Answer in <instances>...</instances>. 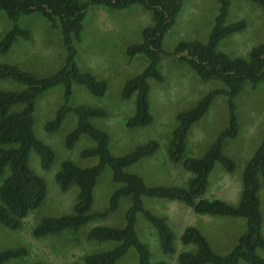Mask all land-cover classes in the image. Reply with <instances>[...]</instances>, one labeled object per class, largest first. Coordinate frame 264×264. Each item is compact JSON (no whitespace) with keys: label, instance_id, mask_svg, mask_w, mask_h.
<instances>
[{"label":"trees","instance_id":"16d2710c","mask_svg":"<svg viewBox=\"0 0 264 264\" xmlns=\"http://www.w3.org/2000/svg\"><path fill=\"white\" fill-rule=\"evenodd\" d=\"M259 6L264 12V0H247ZM219 12L206 43L197 41L179 42L172 55L182 65L191 69L200 81H215L220 87L209 91L193 107L177 113V126L167 147V157L174 164H181L193 177L186 187L147 186L143 178L129 170L142 159L153 156L159 148L156 140L140 145L131 152L114 156L109 149V135L95 126L91 120L106 118L107 112L101 108L86 105L69 106L72 86H84L95 97H104L107 82L93 74L81 72L75 65L77 55L75 43L80 42L83 21L90 5L103 6L112 10H125L141 6L150 12L152 23L141 31L142 41L127 47L126 55L133 58L142 55L148 61L143 71L128 79L121 90V99L135 96L134 114L127 120L128 129L149 126L154 118L150 112L149 79L163 82L164 77L158 65L165 34L176 21L182 10L183 0H0V11L12 22V27L0 40V53L9 51L18 39L30 40L28 31L17 25L19 18L41 15L49 24L59 29L61 41L66 51L65 64L55 74L39 77L15 65H0V79L15 81L24 88L17 91H0V177L5 169L9 173L0 184V224L10 230H21L23 220L31 212L43 205L47 186L29 166V155L33 151L40 159L43 170H49L54 162V151L39 140L34 133V110L38 97L57 86L64 87V101L53 119L44 128L47 133L57 132L69 113L77 116L73 130L66 136L65 146L72 149L77 141L86 136L94 146L83 150L82 158H97L90 167H81L70 160L61 163L55 174V183L61 191L71 186L77 187L73 213L59 217L43 218L33 229L36 238L59 234L63 231L77 233L85 224L96 218H105L116 212L121 200L129 199L122 227L95 226L86 233L89 242H115L112 249L84 256L72 264H116L130 248L137 253V264H167L165 260L151 261L147 244L141 242L135 231L137 216L143 215L156 231L161 253L172 256L176 253L175 235L166 217L158 216L144 207V198L179 201L198 215L242 218L244 231L236 244L226 255L215 253L201 231L192 226L185 227L179 237L184 247L192 251H181L176 256L177 264H264L259 251H264L262 236L263 216L258 192L264 186V138L260 146L246 163L242 173V192L237 205L219 199H202L208 177L216 163L228 173L234 172V160L223 153L224 143L233 140L238 134L235 98L249 83L257 87L264 80V43L251 49L248 59L231 58L218 50L219 43L228 35L242 32L245 20L226 24L230 0H217ZM227 100L228 126L218 135L216 141L200 158L184 157L187 138L192 125L207 113L217 96ZM111 171L112 182L117 185L110 195L107 208L103 212L91 213L94 202V188L102 172ZM24 248L8 249L0 252V264L26 257ZM35 264H42L41 262Z\"/></svg>","mask_w":264,"mask_h":264},{"label":"rangeland","instance_id":"374dc122","mask_svg":"<svg viewBox=\"0 0 264 264\" xmlns=\"http://www.w3.org/2000/svg\"><path fill=\"white\" fill-rule=\"evenodd\" d=\"M230 1L226 24L245 20L246 28L224 38L219 43L218 50L231 58L248 59L251 49L264 43V12L247 0ZM218 12L217 0H183L182 10L162 43L163 53L158 68L164 81L148 80L150 112L154 120L149 126L128 129L125 123L134 114L135 96L122 100L120 93L124 83L143 71L148 61L142 55L128 58L126 49L142 41L141 31L152 23L151 14L138 5L125 10L93 5L87 8L80 42L75 43L77 55L74 63L81 72H88L97 79L105 80L108 86L104 97H95L84 86L74 84L68 104L71 107L86 105L101 108L107 112L106 118H95L91 122L108 133L109 149L114 156L127 154L151 140L158 142L159 148L153 156L144 158L129 168L131 172L140 175L147 186L186 187L187 181L193 177L181 164H174L167 157L172 131L177 126L176 115L196 105L204 95L220 87V84L198 80L194 72L179 63L172 53L181 41L206 43ZM17 25L28 31L31 39H18L8 52L0 53V65H15L39 77L51 76L62 68L66 51L59 29L52 27L39 14L23 16L19 18ZM11 27L12 22L0 11V40ZM23 88L24 86L15 81L0 79V91H17ZM64 103L63 86L44 92L36 101L33 114L34 133L39 140L50 146L55 159L49 170H43L39 157L35 152H30L29 166L45 181L47 195L43 205L31 211L23 220L21 230H10L0 224V252L14 248H24L28 252L26 257L4 264L78 262L86 255L116 246L115 242L87 241L86 233L90 229L100 225L118 228L125 223L129 199L121 200L116 212L105 218L94 219L82 226L77 233L63 231L38 238L32 235L33 229L43 218L73 213L77 187L71 186L67 191H61L55 183V174L60 170L61 163L70 160L81 167H90L98 161L97 158L80 156L83 150L95 145L86 136H82L72 149L66 148V136L77 122L74 113L67 114L57 132L45 131V124L53 119L57 109ZM235 106L238 134L235 139L224 143L223 153L234 160L236 168L234 172L228 173L216 163L209 174L206 191L201 197L219 199L231 205H237L240 201L244 167L264 138V80L255 88L247 83L235 98ZM227 126V100L219 95L212 101L204 117L192 125L184 157H202ZM8 173L7 168L0 177V184ZM116 187L111 179V171L106 168L94 188L91 213L103 212L107 208L110 195ZM258 198L263 216L264 237V186L260 187ZM143 203L155 215L166 217L176 239V253L172 256L163 255L155 228L143 215L137 216L136 234L141 242L148 245L153 263L165 260L167 264H177L176 256L179 252L194 250L193 247H184L179 242L185 227L198 228L212 250L221 255L231 251L244 231L245 220L242 218L198 215L184 203L167 199L146 197ZM259 254L264 258V251H259ZM116 264H137L136 251L130 248Z\"/></svg>","mask_w":264,"mask_h":264}]
</instances>
